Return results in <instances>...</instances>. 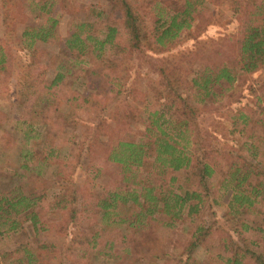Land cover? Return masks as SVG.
<instances>
[{
  "label": "trees",
  "instance_id": "16d2710c",
  "mask_svg": "<svg viewBox=\"0 0 264 264\" xmlns=\"http://www.w3.org/2000/svg\"><path fill=\"white\" fill-rule=\"evenodd\" d=\"M70 1L31 2L38 22L25 23L16 39L30 53L17 78L19 102L26 108L41 102L56 109L64 102L69 109L55 110L54 122L45 124L42 148L34 144L24 152L18 149L12 165L4 167L10 175L7 183L0 181V235L17 231L24 220L35 230L46 228L40 204L51 182L43 178V167L55 163L58 141L63 142L71 126L72 110L88 104L106 106L99 101L97 78L92 81L95 92L87 96L69 89L63 70L72 58L105 69L110 61L109 52L102 54L106 48L114 54L144 49L167 52L169 63L159 67L163 76V88L156 90L160 102L148 108L137 140L100 124L83 140L71 139L68 161L84 169L86 179L105 175V184L98 192L78 188L62 168L52 181V187L59 188L52 202L58 211L56 222L69 238L67 259L55 260L46 244L37 248L19 243L0 254L2 264H63V260L67 264H138L141 260L148 264H264V80L254 76L264 66V0H233L239 30L235 53L225 59H207L208 63L186 73L175 60L184 59L183 52L169 53L172 41L184 30L198 29V19L210 16L206 2L212 0H141L144 13L128 0H106V9H91L99 19L74 17L65 37H60L56 13L69 9ZM7 5L0 0L2 29L17 13L6 9ZM49 40L59 42V54L49 57L47 65L39 64L43 50L34 46ZM6 61V49L0 44V71ZM48 67L56 71L50 81L43 79ZM235 81L245 85L241 95L251 94L245 102L237 101L230 114L231 132L245 140L240 152H223L217 145L209 147L199 116L215 107L216 98ZM124 113L126 123L137 116L135 109ZM31 126L28 122L19 128L25 141L34 132ZM10 153L0 152V162L5 163ZM107 165L114 167L108 171ZM213 202L225 204L220 214L213 210L211 217L217 219L213 223L206 226L201 221L185 240L178 230L171 233L183 215L189 219L204 215ZM167 241L173 245L170 252ZM199 246L207 253L203 259L194 256Z\"/></svg>",
  "mask_w": 264,
  "mask_h": 264
},
{
  "label": "rangeland",
  "instance_id": "374dc122",
  "mask_svg": "<svg viewBox=\"0 0 264 264\" xmlns=\"http://www.w3.org/2000/svg\"><path fill=\"white\" fill-rule=\"evenodd\" d=\"M6 1L8 2L6 9H15L17 13H15V16H12V19L8 20L6 27L2 29V14L0 11V44L5 47L7 52L5 68L0 71V124L7 130L4 133L0 132V152H11L6 156L5 163L0 162V181L4 184L8 182L10 175L8 171L4 170V167L12 165V161L15 160L14 152H18V149L21 148L24 152L30 145L34 144L38 148H42L43 135L46 132L44 129L45 124L54 122L56 119L55 110L66 112L69 109L64 102L62 106L57 105V109L55 107H47L41 102L29 105L26 108L24 103L19 102V98L16 95L17 78L20 77L22 65L29 61L30 53L21 47L16 39H20L25 23L38 22L34 11L30 7L31 2L38 0ZM128 1L137 10L144 13L143 2L141 0ZM232 1H207L206 6L210 11V16L205 21H203V18L198 19L199 26L197 30L195 28L184 30L178 38L172 41L174 46L169 53L183 52L181 57L184 59L181 60L180 57H177L175 60L183 65L182 69L185 73L186 71H190V68L197 69L202 67L204 63H208L207 59H225L235 53L239 42V30L238 22L233 14ZM70 3L71 7L69 9H59L56 13L58 21L56 32L60 37H65L74 17L96 21L99 17L92 14L91 9L95 10L97 8L103 10L107 7L106 0H71ZM213 10L215 12L214 17ZM232 33H236V36H231ZM34 48L43 50L40 53L41 62L39 64L47 65L49 57L59 54V42L54 40L47 42L38 41ZM108 52L110 53L108 68L94 67L92 63H89L87 66L82 65L79 59L72 58V62L63 70L66 77L65 83L69 89L75 90L84 96L95 92L92 87V81L97 78L100 93L99 101L101 104H106V106L103 108H93L94 105L88 104L83 108L72 110V115L70 113L72 118L69 121L71 126L63 134L64 143L58 141L60 148L57 151L55 163L43 167V178L51 182L45 191L47 198L41 201L40 204V210L43 213L42 221L46 223V228L40 227V229L35 230L30 221L24 220L21 228L17 231L0 235V254L14 248L19 243H27L37 248L42 244L48 245L51 247L50 252L56 255L54 256L56 257L55 260L66 257L64 254L70 253L69 250L66 251L65 249L69 238L67 236L68 233L60 229L56 222L58 211L52 208V202H54V197H56L54 194L58 192L59 188L57 186L52 187V181L57 178V172L64 169L66 170V172L63 170L65 172L63 173L64 176L72 175L74 183H77V186L79 185L78 188H81L80 186L82 185L87 190L98 192L105 184V175L93 180L86 179L85 170L79 166L74 167V162L68 161L67 156L72 147L71 139L73 141L83 140L87 137L89 131L99 124L101 128L106 130L114 128L123 137L131 140H137L140 137V132L144 128L147 110L149 107L155 106V101L157 103L158 94L156 90H162L163 88V76L159 72V67L166 65V61H168L167 52H154L144 49L114 54V52L106 48L102 54L108 55ZM83 57L81 55V58ZM82 66H84V69H81ZM86 69L93 70V74L86 72ZM55 72V69L48 67L43 79L50 81ZM254 76L264 80V66L254 73ZM244 87V84H237L235 81L231 89L221 95L220 98H216L214 102L215 107L212 105L211 110L204 109L200 114L199 122L202 125L203 132H207L209 135V147L217 145L223 152H240L239 149L242 148V143L245 139L231 132L230 116L234 113L231 111V108L236 106L237 101L240 103V100L243 99L245 102L248 96L251 97L249 91H245L241 95ZM158 101L160 102V100ZM132 109L136 110L137 116L135 118L138 119L133 118L129 120V123H126L124 111L131 112ZM23 118L27 119L26 122L23 121ZM216 118L220 121L219 123L215 122ZM18 122L19 125L17 124ZM28 122L32 123L31 127L34 132H29L30 137L25 141L23 139V131L19 128L24 127ZM3 134L4 137L1 138ZM241 152L245 151L241 150ZM59 163L63 165L59 166ZM113 167L107 165L105 169L109 171ZM78 200L80 201V196ZM224 207V203L219 205L213 202L210 205L208 213L204 215H198L193 219H189L183 215L176 222L171 233L175 235L178 230L185 240V236H189L190 231L201 221L207 226L209 223L217 220L211 217L213 210L220 214L219 212L224 210ZM166 231L168 232V230ZM166 231L165 233H167ZM165 245L166 250L170 252L173 248L171 242L167 241ZM194 256L197 259H203L207 256V253L203 247L199 246L195 249ZM65 260H63V264H67ZM0 264H2L1 261ZM138 264H148V261L141 260Z\"/></svg>",
  "mask_w": 264,
  "mask_h": 264
}]
</instances>
